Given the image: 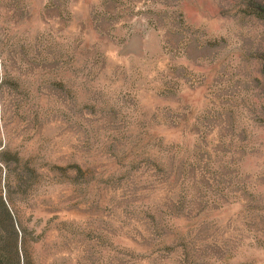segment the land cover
<instances>
[{
    "label": "rangeland",
    "instance_id": "1",
    "mask_svg": "<svg viewBox=\"0 0 264 264\" xmlns=\"http://www.w3.org/2000/svg\"><path fill=\"white\" fill-rule=\"evenodd\" d=\"M0 193L32 264H264V0H0Z\"/></svg>",
    "mask_w": 264,
    "mask_h": 264
},
{
    "label": "trees",
    "instance_id": "2",
    "mask_svg": "<svg viewBox=\"0 0 264 264\" xmlns=\"http://www.w3.org/2000/svg\"><path fill=\"white\" fill-rule=\"evenodd\" d=\"M18 219L7 196L0 193V264H32L28 230Z\"/></svg>",
    "mask_w": 264,
    "mask_h": 264
}]
</instances>
